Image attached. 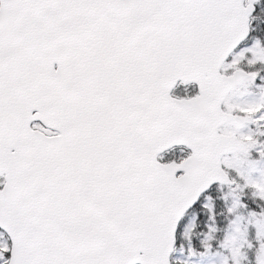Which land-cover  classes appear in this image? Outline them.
<instances>
[{
  "label": "snow or ice",
  "instance_id": "6c2138e0",
  "mask_svg": "<svg viewBox=\"0 0 264 264\" xmlns=\"http://www.w3.org/2000/svg\"><path fill=\"white\" fill-rule=\"evenodd\" d=\"M0 264H264V0H0Z\"/></svg>",
  "mask_w": 264,
  "mask_h": 264
}]
</instances>
